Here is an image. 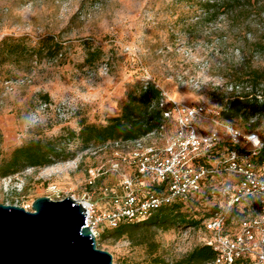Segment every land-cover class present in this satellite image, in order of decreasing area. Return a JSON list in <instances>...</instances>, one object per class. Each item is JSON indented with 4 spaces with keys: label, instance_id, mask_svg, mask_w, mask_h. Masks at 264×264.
I'll return each mask as SVG.
<instances>
[{
    "label": "rangeland",
    "instance_id": "rangeland-1",
    "mask_svg": "<svg viewBox=\"0 0 264 264\" xmlns=\"http://www.w3.org/2000/svg\"><path fill=\"white\" fill-rule=\"evenodd\" d=\"M205 1L0 0V163L31 139L52 143L63 156L0 177V203L30 209L40 196H80L89 190V169L103 172L92 195L99 200L100 187L131 175L121 158L129 146L86 149L77 133L81 122L106 124L128 93L147 82L179 102L212 110L201 123L206 131L222 134L225 123L248 131L244 121L216 113L236 75L264 69V51L255 45L264 37V6L260 15L240 14L241 8L206 12ZM251 3L260 9L264 0ZM45 39L59 47L47 52ZM93 50L100 56L89 64ZM252 121L264 141V113ZM65 153L72 156L64 159ZM106 229L96 244L111 253L113 264L175 262L205 235L200 225L138 226L119 236Z\"/></svg>",
    "mask_w": 264,
    "mask_h": 264
},
{
    "label": "built area",
    "instance_id": "built-area-1",
    "mask_svg": "<svg viewBox=\"0 0 264 264\" xmlns=\"http://www.w3.org/2000/svg\"><path fill=\"white\" fill-rule=\"evenodd\" d=\"M155 104L163 110L155 130L96 148L129 146L121 158L132 173L117 186L100 187L96 200L92 195L103 172L89 169V190L71 195L86 210V226L96 239L102 228L141 221L163 206H185L204 196L212 210L201 222L202 244L214 254L203 264H264V160H257L264 141L228 123L222 134L204 130L202 120L212 110L201 104L182 103L162 91ZM207 152L216 154L202 159Z\"/></svg>",
    "mask_w": 264,
    "mask_h": 264
},
{
    "label": "trees",
    "instance_id": "trees-1",
    "mask_svg": "<svg viewBox=\"0 0 264 264\" xmlns=\"http://www.w3.org/2000/svg\"><path fill=\"white\" fill-rule=\"evenodd\" d=\"M252 0H206L204 6L206 12L218 9L234 11L239 9L240 14L256 12L258 15L263 11V4L260 9L250 8ZM249 8H244V5ZM259 50L264 51V37L255 42ZM47 52L59 45H52L49 39H45ZM100 56V50L90 51L86 60L93 64ZM236 75L233 89L223 108L220 110V117L225 121L240 119L247 123L246 130H254L258 124L252 121L264 113V69L252 68ZM241 86L240 89L236 87ZM161 90L151 82H147L137 92L127 95V100L122 104L120 113L108 119L104 125L81 122L77 136L84 147L98 148L108 142L136 140L147 133L155 130L163 119V110L155 102L160 97ZM75 133L72 132V135ZM216 152H207L202 159L209 155L213 157ZM72 156L65 153L64 159ZM63 156L52 143L44 145L40 139H31L26 144L15 147L10 157L0 163V177L15 174L25 167H43L55 163ZM257 160H264V148L257 154ZM204 161V160H203ZM206 197L189 200L187 205L171 204L163 206L159 210L149 214L145 219L133 223L120 222L118 225L107 228L105 231L113 235H123L129 228L138 226L146 227H167L170 225L185 226L194 228L201 226L202 220L209 214L212 207L207 205ZM104 231V232H105ZM213 250L210 246L201 244L194 247L182 259L175 262H166L154 258L150 264H203L213 257Z\"/></svg>",
    "mask_w": 264,
    "mask_h": 264
},
{
    "label": "water",
    "instance_id": "water-1",
    "mask_svg": "<svg viewBox=\"0 0 264 264\" xmlns=\"http://www.w3.org/2000/svg\"><path fill=\"white\" fill-rule=\"evenodd\" d=\"M72 196L35 198L26 209L0 203V264H113Z\"/></svg>",
    "mask_w": 264,
    "mask_h": 264
},
{
    "label": "bare ground",
    "instance_id": "bare-ground-1",
    "mask_svg": "<svg viewBox=\"0 0 264 264\" xmlns=\"http://www.w3.org/2000/svg\"><path fill=\"white\" fill-rule=\"evenodd\" d=\"M173 98V97H172ZM175 99V98H174ZM177 100V99H176Z\"/></svg>",
    "mask_w": 264,
    "mask_h": 264
}]
</instances>
